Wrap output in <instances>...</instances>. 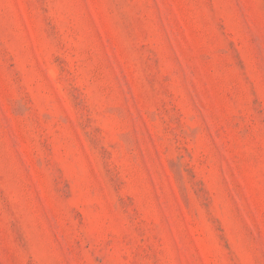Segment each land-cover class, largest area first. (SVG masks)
Listing matches in <instances>:
<instances>
[{
    "label": "rangeland",
    "instance_id": "374dc122",
    "mask_svg": "<svg viewBox=\"0 0 264 264\" xmlns=\"http://www.w3.org/2000/svg\"><path fill=\"white\" fill-rule=\"evenodd\" d=\"M0 264H264V0H0Z\"/></svg>",
    "mask_w": 264,
    "mask_h": 264
}]
</instances>
